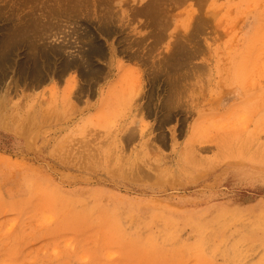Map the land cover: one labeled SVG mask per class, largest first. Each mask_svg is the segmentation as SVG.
I'll list each match as a JSON object with an SVG mask.
<instances>
[{
    "label": "rangeland",
    "instance_id": "rangeland-1",
    "mask_svg": "<svg viewBox=\"0 0 264 264\" xmlns=\"http://www.w3.org/2000/svg\"><path fill=\"white\" fill-rule=\"evenodd\" d=\"M0 264H264V0H0Z\"/></svg>",
    "mask_w": 264,
    "mask_h": 264
},
{
    "label": "bare ground",
    "instance_id": "bare-ground-1",
    "mask_svg": "<svg viewBox=\"0 0 264 264\" xmlns=\"http://www.w3.org/2000/svg\"><path fill=\"white\" fill-rule=\"evenodd\" d=\"M10 15H11V14H10ZM11 17H12V16H11ZM39 17H40V16H39ZM39 17H38V18H39ZM38 18L36 19V21L38 20ZM106 18H107V17H106ZM39 19H40V18H39ZM43 19H44V17H43ZM105 20H107V19H105V17H104V21H105ZM41 21H42V20H41ZM41 21H40V22H41ZM38 22H39V21H38ZM107 22L109 23V21H107ZM107 22H106L105 24H107ZM34 23H35V22H34ZM36 23H37V22H36ZM103 23H104V22H103ZM40 24H42V22H41ZM102 25H103V24H101V26H102ZM37 26H38V25H37ZM32 27H34V26H32ZM104 27H105V26H104ZM104 27H102V28L105 29L106 27H105V28H104ZM34 28H36V26H35ZM102 28H101V30H103ZM109 31H110V30H109ZM101 32H102V31H101ZM106 32L108 33V31H106ZM107 33H106V34H107ZM106 34H105V35H106ZM95 44H96V43H95ZM1 45H2V44H1ZM98 46H99V45H98ZM92 47H93V45H91V48H92ZM100 47H101V46H100ZM100 47H99V48H100ZM93 48L95 49V47H93ZM93 48H92V49H93ZM99 48H96V50H94L93 53H94L95 55H96V54H98L99 56L101 55V54H100V49H99ZM101 51H102V50H101ZM91 52H92V51H91ZM6 53H7V51H6ZM103 53H104V51H103ZM7 55H8V54H7ZM95 55H94V56H95ZM102 55H103V54H102ZM89 56H90V55H88V57H89ZM96 57H97V56H96ZM103 57H104V55H103ZM3 126H4V125H3Z\"/></svg>",
    "mask_w": 264,
    "mask_h": 264
}]
</instances>
